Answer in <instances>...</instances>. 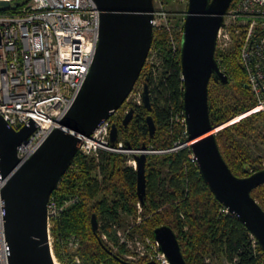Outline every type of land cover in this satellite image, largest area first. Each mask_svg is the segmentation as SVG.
I'll use <instances>...</instances> for the list:
<instances>
[{
    "label": "water",
    "instance_id": "obj_1",
    "mask_svg": "<svg viewBox=\"0 0 264 264\" xmlns=\"http://www.w3.org/2000/svg\"><path fill=\"white\" fill-rule=\"evenodd\" d=\"M94 1L101 15L100 38L87 80L59 126L25 163L21 164L18 147L36 130L34 123L17 131L0 116V168L7 179L2 195L7 210L5 230L10 264H55L48 215L52 195L79 153L80 136H91L127 101L139 82L154 41L155 0ZM234 1L189 0L181 42L188 131L185 147H191L200 172L216 198L239 217L264 250V208L252 195L264 185V169L245 178L236 176L225 161L216 137L222 129L252 113L245 112L220 126L212 125L210 114L211 80L214 77L224 84L230 81L216 60V52L219 31ZM17 7L18 3L0 1V12ZM143 102L152 108L148 84L144 87ZM134 115L132 109L125 116V126ZM148 124L154 134L156 125L152 116L148 117ZM118 138L119 127L114 124L111 142L115 144ZM142 150L148 149L144 146ZM148 154H135L142 202L147 197ZM92 226L96 233L97 214L92 216ZM154 237L171 264H187L171 227L156 229Z\"/></svg>",
    "mask_w": 264,
    "mask_h": 264
},
{
    "label": "trees",
    "instance_id": "obj_2",
    "mask_svg": "<svg viewBox=\"0 0 264 264\" xmlns=\"http://www.w3.org/2000/svg\"><path fill=\"white\" fill-rule=\"evenodd\" d=\"M170 2L172 0H164ZM8 11L17 12L25 2ZM184 30V27H183ZM182 42V36L180 35ZM161 53L157 73L145 65L139 83L148 84L152 108L145 104L134 106L133 120L128 126L124 118L117 120L119 137L132 150L144 146L153 151L146 158L147 197L142 202L138 194V173L129 161L135 155L101 152L98 158L78 153L55 190L61 203L73 195L81 202L70 206L52 229L54 248L60 260L73 236L81 242L80 255L85 264H147L148 260L128 261L124 247L118 251L103 239L112 236L114 226L125 224L123 214L133 217L135 231L154 237L156 229L171 227L179 240L187 264H211L208 257L226 258L230 264H264V250L252 233L234 213L216 198L202 176L191 147L173 151L177 144L188 142L186 127L177 116L184 111V81L181 49L175 52L168 34H155ZM241 39L235 37L233 48L223 54L216 52V60L229 77L224 84L211 80L209 105L213 126H220L257 107V100L249 85L241 62ZM152 116L156 131L151 133L148 117ZM264 124V113L255 112L222 129L217 141L225 161L233 173L241 178L264 169L263 159L255 158L245 140L253 139L258 125ZM264 208V185L252 193ZM142 207V212L139 210ZM97 214L99 229L95 233L92 216Z\"/></svg>",
    "mask_w": 264,
    "mask_h": 264
},
{
    "label": "built area",
    "instance_id": "obj_3",
    "mask_svg": "<svg viewBox=\"0 0 264 264\" xmlns=\"http://www.w3.org/2000/svg\"><path fill=\"white\" fill-rule=\"evenodd\" d=\"M0 1L25 2L17 12H0V116L17 131L32 123L36 127L34 133L18 147V156L23 164L59 126L82 90L96 55L101 15L94 0ZM177 1L189 3V0ZM168 16L169 8L165 1L155 0L154 34L166 32L171 47L178 52L185 21L177 29ZM235 37L241 39V62L257 107L264 113V0L233 2L219 31L217 50L223 54L229 52L235 44ZM160 64L161 53L154 36L146 65L157 73ZM139 85L138 82L125 104L113 111L91 136H80V154L88 158H98L103 151L129 156L142 154L144 150L128 148L120 137L115 144L111 142L112 128L117 120L124 118L134 106L144 104L145 85L141 88ZM177 120L185 124V137H188L185 111L178 114ZM186 143L177 144L173 151L184 148ZM192 160L196 161L194 156ZM129 163L137 169L136 158ZM6 183L0 168V264H10V246L5 230L7 210L2 195ZM79 202V195L71 196L64 203L54 193L52 195L48 215L55 264H85L80 255L79 238L73 236L69 239L63 251L64 259L60 260L52 235V229L65 211ZM139 209L142 211L141 205ZM223 211L230 212L227 208ZM118 236L119 247L130 250L128 259L171 264L155 238L141 240L131 234V228L126 233L119 231ZM103 239L107 240V237Z\"/></svg>",
    "mask_w": 264,
    "mask_h": 264
},
{
    "label": "rangeland",
    "instance_id": "obj_4",
    "mask_svg": "<svg viewBox=\"0 0 264 264\" xmlns=\"http://www.w3.org/2000/svg\"><path fill=\"white\" fill-rule=\"evenodd\" d=\"M167 8H169V16L168 19L170 22L177 28L179 29L182 23L186 19L187 11H188V2H180L177 0H172L170 2H165ZM144 84L141 82L139 85V88H141ZM256 110V111H255ZM253 111L255 112H260L259 107H255L254 109L248 111V114L252 113ZM254 112V113H255ZM253 114V113H252ZM245 145L249 148L251 154L257 158L261 157L263 159V166H264V124H259L257 133L255 134L253 139L250 140H245ZM135 153V152H134ZM132 153V154H134ZM141 153H154L153 151H141ZM140 211V210H139ZM142 212V211H140ZM123 218L125 220V224L122 227L116 228L117 226H114L113 233L111 234L112 236H115V238H119L118 233L119 231L126 233L131 228V234L137 235L139 239L141 240H146L150 236H143L141 233H138L135 231V224L142 222L143 218H138L137 223L134 221L133 217L128 216L127 214H123ZM107 237V243L110 245L111 248L114 249V251L119 250V245L115 244L113 242L112 238L110 235H104ZM103 236V237H104ZM125 248V247H124ZM126 250V248H125ZM131 255L130 250H126L124 257L131 262H139L140 260L137 261H132L128 259V257ZM208 261L211 264H230L226 258H218V257H213L210 256L208 257Z\"/></svg>",
    "mask_w": 264,
    "mask_h": 264
},
{
    "label": "bare ground",
    "instance_id": "obj_5",
    "mask_svg": "<svg viewBox=\"0 0 264 264\" xmlns=\"http://www.w3.org/2000/svg\"><path fill=\"white\" fill-rule=\"evenodd\" d=\"M255 111H256V110H255ZM255 111H253V112H255ZM253 112H252V113H253ZM236 121H237V120H236Z\"/></svg>",
    "mask_w": 264,
    "mask_h": 264
}]
</instances>
